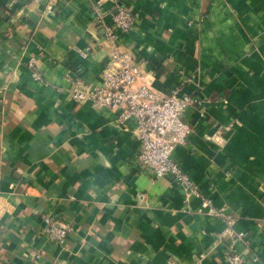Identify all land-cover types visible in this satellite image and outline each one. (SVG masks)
Wrapping results in <instances>:
<instances>
[{"label":"crops","instance_id":"crops-1","mask_svg":"<svg viewBox=\"0 0 264 264\" xmlns=\"http://www.w3.org/2000/svg\"><path fill=\"white\" fill-rule=\"evenodd\" d=\"M95 1L0 0V264H226L229 245L264 264V0L103 6L108 25L114 1L135 16L117 35L144 63L137 85L197 99L174 157L230 231L173 180L137 172L136 119L73 100V79L97 82L113 49ZM46 212L71 224L65 248L39 235Z\"/></svg>","mask_w":264,"mask_h":264},{"label":"built area","instance_id":"built-area-1","mask_svg":"<svg viewBox=\"0 0 264 264\" xmlns=\"http://www.w3.org/2000/svg\"><path fill=\"white\" fill-rule=\"evenodd\" d=\"M105 0H96L92 10L97 14V21L102 25L103 36L112 45L110 61L95 83H85L73 79L72 98L77 103L91 102L98 108H110L119 113L121 123L126 124L136 119L140 136V149L133 161L137 172L149 174L152 179L169 178L182 192L185 205L194 199L201 200L199 212L222 218L233 228L234 217L224 209L215 208L212 201L205 197L199 186L184 171L175 159L174 152L178 145L186 143L192 128L183 121V116L197 99L190 93L173 91L170 95L159 97L153 86L147 82L137 85L143 78V62L120 49L117 31L130 33L134 30L136 19L129 6L114 1L113 24L104 22ZM204 20L205 17H202ZM86 55V53H83ZM37 60L33 57L28 63L36 80L42 75L36 70ZM43 227L39 235L60 247L65 248L72 226L61 215L46 212L42 215ZM237 238L248 244L245 232H237ZM226 250V264H245L242 253L233 250L232 245ZM40 255H36L31 264H37ZM254 258V261H257Z\"/></svg>","mask_w":264,"mask_h":264}]
</instances>
